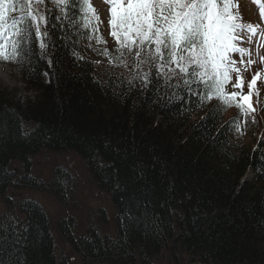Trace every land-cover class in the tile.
<instances>
[{
	"label": "trees",
	"instance_id": "trees-1",
	"mask_svg": "<svg viewBox=\"0 0 264 264\" xmlns=\"http://www.w3.org/2000/svg\"><path fill=\"white\" fill-rule=\"evenodd\" d=\"M86 8L85 0L34 4L45 17L40 38L26 21L17 60L3 62L34 95L22 103L0 87V264H57L56 249L64 264H264V134L243 146L237 117L226 119L227 108L204 99L202 83L186 86L178 69L86 47L100 35ZM260 125L258 116L250 121L252 136ZM43 151L80 159L107 198L112 230L87 224L71 235L59 223L56 236L69 248L58 249L43 207L7 197L11 187L69 197L58 178L46 189L34 180Z\"/></svg>",
	"mask_w": 264,
	"mask_h": 264
},
{
	"label": "snow or ice",
	"instance_id": "snow-or-ice-1",
	"mask_svg": "<svg viewBox=\"0 0 264 264\" xmlns=\"http://www.w3.org/2000/svg\"><path fill=\"white\" fill-rule=\"evenodd\" d=\"M86 11L100 23L95 8L85 0ZM110 4L111 35L117 41L119 56L124 51L139 58L142 54L153 62H159L161 72L167 68L174 75L182 74L184 84L202 83L207 90L204 99L217 98L226 107L235 106L245 116L254 112L251 103L257 81L264 73H256L247 84L233 54H239L240 62L250 51L239 46L243 37L239 32L257 34V26L244 24L234 8V0H106ZM44 0H0V60L15 62L19 56L21 40L27 38L26 29L21 27L26 21H35L36 30L44 16L37 15L34 4ZM66 4L67 0H57ZM19 12V16L12 13ZM91 23V20L88 21ZM264 40V31L260 32ZM105 42L106 41H101ZM41 47H45L43 42ZM10 48V50H9ZM264 60V57H262ZM251 64L253 61L248 60ZM174 66V67H173ZM236 74L233 83L232 74ZM147 73L144 78L147 81Z\"/></svg>",
	"mask_w": 264,
	"mask_h": 264
},
{
	"label": "rangeland",
	"instance_id": "rangeland-1",
	"mask_svg": "<svg viewBox=\"0 0 264 264\" xmlns=\"http://www.w3.org/2000/svg\"><path fill=\"white\" fill-rule=\"evenodd\" d=\"M88 3H91L93 8H95L96 14L99 17L100 23L97 24L94 18L93 20L96 24L94 32L97 30V33H100V35L95 33L92 40L86 42L85 46L98 50L102 46H104V50L107 49V45L119 47L115 38L110 34V4L106 0H88ZM234 3L238 5V9L234 8V11L242 18V22L246 25L257 26V34L254 36L246 30L239 32V35L243 37V40L239 42V46L250 51V55L246 54L243 57L245 63L240 62L241 57L238 53L233 54V59L237 61L236 66L241 69V74L245 81L244 92L247 93V84L252 80L253 76L258 72L264 73V60H262V57H264V40L260 36V32L264 31V0H234ZM31 22L33 24L35 21ZM33 27L35 26L33 25ZM36 33L38 34L37 30ZM102 40L106 41V43L101 42ZM90 54L87 55L94 62L99 63L98 61L105 60L103 56L95 57ZM248 60L253 61V63H246ZM3 62L0 60V87L16 95V99L24 103L27 96L31 97L34 95V92L28 93L15 67L10 65V63L2 64ZM232 80L235 83V73L232 74ZM210 102L224 105L217 98L211 99ZM251 103L255 111L247 116L235 106L226 107L224 105L228 110L226 119L237 117L239 122L238 132L242 133L240 141L245 147H253L255 139L260 138L264 134V75L257 81V90L253 92ZM256 116L259 117L262 133H256L255 136H252L250 134L249 123ZM32 165L33 171L31 174L37 178L34 179L37 181V184H43L46 189L48 184L58 178L55 182L58 181L57 183H60L65 190H68L70 193L69 197L64 201H58L45 191L39 192L29 188L17 190L14 187L9 188L7 197L9 196L13 201L28 199L39 203L47 214L51 232L55 236L58 224L65 222L66 219H71L74 225L73 230L74 232L77 231L76 235L84 232L87 224H91L93 228H97L103 233H107V229L112 230L111 227H107V224L108 226L110 225L112 217L107 198L93 184L90 177L84 171L85 169L80 159L74 153H49L43 151L32 161ZM251 174L249 172L248 175L251 177L247 181L252 179ZM20 175L21 173H19L18 177ZM6 207V202L0 197V217L7 213ZM101 212H103V216H101ZM94 223L97 225H94ZM56 237L58 239L56 240L59 245L58 249L63 246L66 249L69 248L67 245H63L58 235ZM158 264H168V262L166 260H159Z\"/></svg>",
	"mask_w": 264,
	"mask_h": 264
},
{
	"label": "bare ground",
	"instance_id": "bare-ground-1",
	"mask_svg": "<svg viewBox=\"0 0 264 264\" xmlns=\"http://www.w3.org/2000/svg\"><path fill=\"white\" fill-rule=\"evenodd\" d=\"M12 168L16 169L17 166H15L14 164H10L9 167H8V171L13 174L14 181H16L20 176L19 177L18 176H14V171H12ZM250 177H251L250 175H247L244 178V180L247 181ZM64 226H65V232H67V233H69L71 235L74 234V230H73L74 225L72 224L71 219H68V220L66 219ZM64 253H65L64 251H59V250L56 249L55 260H56L57 264H64V262L66 263V261H64V259H65L64 258Z\"/></svg>",
	"mask_w": 264,
	"mask_h": 264
},
{
	"label": "water",
	"instance_id": "water-1",
	"mask_svg": "<svg viewBox=\"0 0 264 264\" xmlns=\"http://www.w3.org/2000/svg\"><path fill=\"white\" fill-rule=\"evenodd\" d=\"M10 170V169H9ZM11 171V170H10ZM12 171H14V176H18V170L17 168H12ZM245 180L242 181V183H244Z\"/></svg>",
	"mask_w": 264,
	"mask_h": 264
}]
</instances>
